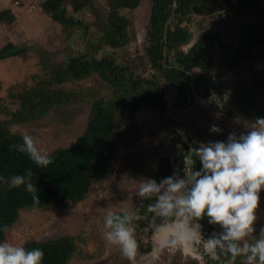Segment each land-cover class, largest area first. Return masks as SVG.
Listing matches in <instances>:
<instances>
[{
  "label": "rangeland",
  "instance_id": "374dc122",
  "mask_svg": "<svg viewBox=\"0 0 264 264\" xmlns=\"http://www.w3.org/2000/svg\"><path fill=\"white\" fill-rule=\"evenodd\" d=\"M94 1L96 8L106 16V2ZM42 2L43 0H0V50L7 44H13L16 49L23 51L21 55L0 59L1 119H10L11 114L18 110V103L15 102L17 99L15 96L13 99L11 93L22 94L41 81H49L58 65L73 57L77 58L83 51H91L90 37L83 39V34L77 31L67 39L61 25L43 11ZM219 2L223 6L219 13L209 17L193 14L190 23L192 39L182 47V51L187 52L203 30H211L219 38L220 43L210 52L215 68L195 71L194 82L196 79L199 81L200 89L193 83L197 88L198 97L196 103L193 101L188 104L191 110L189 113L186 111L184 116L187 119L186 126H189L191 132H197L196 134L207 135L208 127L217 125L221 132H212L213 137L209 139L223 141L230 132L239 134L244 131L240 125L234 123L235 117H242L236 105L233 106V98L237 96L240 84L249 82L252 76L264 71V47L257 49L256 54L261 60L253 63V71L248 70L246 63H243L242 70L236 71L231 70L228 64L234 56L240 34L252 26L264 25V0H249L244 8L238 5V0ZM253 4H256L255 8ZM84 13L90 15L87 9ZM122 13L132 21L131 43L121 50L103 49L99 58L107 55L116 58L118 65L128 68L127 72L133 73V80L142 86H145L146 80L160 79L165 88L169 87L170 84L147 59L151 0H140L138 8L124 10ZM82 14H78L79 19ZM176 24L174 20L171 27ZM99 37L100 35H97L91 42L98 43ZM174 54L175 51L170 54L172 60ZM65 88L79 96L77 103L54 106L43 119L33 123L13 124L10 126L11 131L21 136L25 133L34 136L39 147L50 155L57 149L68 148L83 134L88 123L91 103L98 98L110 99L112 90L109 83L96 74L80 81H72ZM88 94L92 95V98L85 100L84 95ZM168 98L171 99L167 107L176 102L170 94ZM159 107L152 104L140 110L137 114L140 128L137 135L131 129L128 119L124 128V139L117 146L113 172L108 179L94 185L84 201L74 208H57L52 211L21 210L20 220L8 233L7 241L24 245L30 240L51 241L71 236L74 237L79 250L67 264H130L122 258L116 246L108 244L103 238V232L108 230L104 227V220L110 213H124L128 210L138 213L140 220L150 218L152 214L146 215L145 211L147 199L142 201L143 198L137 194L140 182L154 179L160 183L162 179L158 173L163 174L164 178L172 176L168 164L164 162H170L166 156L167 149L164 150L161 146V153L150 155L148 146H144L147 145L146 141L150 138L148 134L157 120H164V112L158 109ZM201 139L198 137L196 141ZM133 145L134 152L130 155L128 148ZM169 152L171 154L170 150ZM126 158L127 164L124 162ZM137 160L139 161L136 162ZM161 161L163 168L159 171ZM167 168L169 173L164 172ZM154 199L156 198L150 199L152 203H155ZM256 214L258 215L257 212ZM146 238L147 236H144L143 240ZM171 250L173 252L176 249ZM175 259V264H178V258Z\"/></svg>",
  "mask_w": 264,
  "mask_h": 264
},
{
  "label": "trees",
  "instance_id": "16d2710c",
  "mask_svg": "<svg viewBox=\"0 0 264 264\" xmlns=\"http://www.w3.org/2000/svg\"><path fill=\"white\" fill-rule=\"evenodd\" d=\"M107 14L104 16L96 8L94 0H43L42 9L53 21L60 24L70 39L75 32H81L83 39L90 37L91 51H83L77 58L58 65L49 81L40 82L37 86L22 94L11 93L16 97L18 110L10 119L0 118V176L10 178L13 175L25 174L31 168L32 182L37 187L40 203H34L32 194L22 186L10 188L0 181V241L8 240V233L20 220L23 209H41L52 211L57 208H74L87 198L94 185L108 179L114 169L117 146L124 139V128L130 119V127L138 134L137 114L151 106H157L159 86L153 82L145 86L136 83L133 73L128 68L118 65L116 58L101 56L103 49L121 50L131 43L129 19L122 12L134 10L140 0H104ZM176 30L170 26L168 54L165 67L164 31L172 11L173 0H151L149 18L147 54L154 68L162 74V78L180 91L187 90L190 76L187 72L195 69L211 70L214 61L210 57L220 43L218 36L211 30H203L198 41L187 52L182 47L192 39L190 29L194 15L209 17L223 10L219 0H176ZM249 0H238L244 8ZM254 8L256 4H253ZM87 9L89 16L84 13ZM82 18H78V14ZM89 17V18H87ZM92 19V20H90ZM100 35L98 43L91 42ZM264 47V25L247 28L239 36L234 56L228 62L231 70H242L246 63L248 70L253 71V63L260 62L257 49ZM175 51L174 59L171 52ZM23 54L13 44H7L0 50V59ZM170 66H178L176 69ZM98 75L109 83L112 90L108 100L98 98L91 103V110L86 128L75 142L68 148L57 149L51 158L53 163L47 168H38L27 155L15 150L10 145L21 142V135L13 133V124L33 123L43 119L54 106L71 105L79 101V96L65 87L72 81H80ZM199 88V81L195 82ZM200 89V88H199ZM85 100L92 95H84ZM238 108L239 115L254 121L256 117H264V71L252 76L249 82L240 84L237 96L233 98V106ZM145 112V111H143ZM152 204L151 200L147 202ZM144 211V212H145ZM152 213L146 212V215ZM122 215V214H120ZM9 231L4 233L3 227ZM24 247L31 250L40 248L45 256L43 264H67L78 252L74 237L63 236L51 241L30 240Z\"/></svg>",
  "mask_w": 264,
  "mask_h": 264
},
{
  "label": "clouds",
  "instance_id": "9594fccd",
  "mask_svg": "<svg viewBox=\"0 0 264 264\" xmlns=\"http://www.w3.org/2000/svg\"><path fill=\"white\" fill-rule=\"evenodd\" d=\"M234 123L244 131L230 132L223 141L201 143L184 154L182 177L173 174L160 183L154 179L140 182L138 196L156 198L155 203L148 205L147 211L154 219L145 230L156 238L157 257L168 249L194 252L193 245L202 241L200 222L207 217L208 224L220 225L223 229L203 241L211 257L216 258L219 252L227 264H236L241 257L244 264H264V229L254 242L248 239L256 232V211L264 191V117L249 121L237 116ZM210 131L219 133L221 129L213 124ZM9 150L27 155L38 168H47L53 163L50 153L42 150L37 139L27 133L22 135L20 143L10 145ZM32 177L33 171L29 168L25 174L0 176V181L10 188L23 186L38 204ZM155 218L161 222L157 224ZM140 219L138 213L128 210L122 215L110 213L104 220L108 230L103 232V238L116 246L130 264H135L140 247L131 225ZM2 231L7 233L9 229L4 226ZM44 256L40 248L29 250L23 244L0 241V264H43ZM195 258L203 261L201 255Z\"/></svg>",
  "mask_w": 264,
  "mask_h": 264
},
{
  "label": "flooded vegetation",
  "instance_id": "af4514ba",
  "mask_svg": "<svg viewBox=\"0 0 264 264\" xmlns=\"http://www.w3.org/2000/svg\"><path fill=\"white\" fill-rule=\"evenodd\" d=\"M165 58V56H164ZM147 59L149 63L153 66L151 63L148 54ZM164 65V61H163ZM175 67V66H170ZM215 68V66H214ZM213 69V68H212ZM192 72L195 75V71ZM151 80V81H150ZM146 80L153 82L159 86L156 99L158 106H160L158 109H160L163 113L164 120H157L156 124L154 125V128L151 130V132L148 134L150 136L149 140L146 141L148 146L150 155L152 154H159L161 153V146L164 150H166V156L168 157L170 162L164 161L168 164V167L170 169L171 175L176 174L177 176L182 177L183 176V156L186 154L191 147H198L201 143H207L209 141H218L217 139H209L212 138V132L210 131L211 127H208V134L204 135L202 133L197 132H191L189 126H186V117L185 112H190L191 106L188 105L189 103H192L197 99V88L194 86H191V78H190V84L187 90L178 89L174 85H169V87L165 88V85H163V81L160 79L158 80ZM195 83V82H194ZM199 93V92H198ZM172 97V99H175V103H172L170 106L167 107V105L170 103L169 100L171 98H168V95ZM179 101V102H178ZM178 105V106H172V105ZM186 113V114H187ZM183 115V117H182ZM140 129V128H139ZM198 137L202 138L201 141L197 142L196 140ZM144 139V138H143ZM144 142V144H146ZM134 145L130 146L128 148V153L130 155H133L134 152ZM173 148V149H172ZM171 151V154L169 152ZM174 150V151H173ZM166 158V157H165ZM141 160V159H139ZM137 160L136 162H138ZM126 164L128 162V159L126 158V161H124ZM197 169L200 167L199 163H197ZM162 170L163 164L161 161ZM164 172L169 173L168 168L164 170ZM158 176L161 177V179H164V175L158 173ZM260 206L258 210L256 211L258 213L257 215V221L255 224L256 232L249 237V242H254L255 239L259 238L260 236V230L264 229V191L260 194ZM150 199H147V202ZM155 200V199H154ZM144 201V199L142 200ZM147 202L145 206L147 205ZM117 214H123V212H117ZM144 217V216H143ZM145 219V218H144ZM154 219V215L152 214L150 218L147 217V219L134 221L133 226L135 227V237L140 245L138 256L135 260V264H169L171 262L176 263V257L178 258L177 262L178 264H227V259L221 255L219 252L217 253V257L213 258L211 257L203 246V241H206L208 238L212 237L213 235H218L220 232L223 231L220 225H212L207 223V217L203 221L200 222V232L202 234V241L198 244L193 245L194 252L192 251H184L180 249H176L175 251L171 252V249L166 250L163 254L159 255L157 257L156 254V248H155V236L152 232L146 231L145 226ZM146 221V222H145ZM155 221L157 224L161 222L160 218H155ZM144 236H147L146 240L144 241ZM197 255H201L203 257V261L197 260L195 257ZM236 264H244V258H238L236 261Z\"/></svg>",
  "mask_w": 264,
  "mask_h": 264
},
{
  "label": "water",
  "instance_id": "95a60500",
  "mask_svg": "<svg viewBox=\"0 0 264 264\" xmlns=\"http://www.w3.org/2000/svg\"><path fill=\"white\" fill-rule=\"evenodd\" d=\"M176 10H177V1L176 0H173V3H172V11H171V14L169 16V19L166 23V26H165V31H164V42H165V48H164V66L167 67L166 65V61H167V53H168V39H169V33H170V26H171V23L174 21V18H175V14H176ZM173 31L176 30V26L171 28ZM198 41V39H197ZM196 41V42H197ZM195 41L192 42V47L194 46V44L196 43ZM191 47V48H192ZM171 68V67H170ZM174 68L176 69H180L178 66H175ZM182 70V69H180ZM187 74L190 76L191 78V86L193 85L194 83V80H195V75L192 73V72H187Z\"/></svg>",
  "mask_w": 264,
  "mask_h": 264
}]
</instances>
